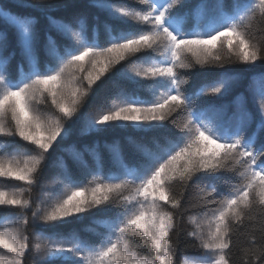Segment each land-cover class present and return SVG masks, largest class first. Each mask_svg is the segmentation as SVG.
Segmentation results:
<instances>
[{"label": "snow or ice", "instance_id": "6c2138e0", "mask_svg": "<svg viewBox=\"0 0 264 264\" xmlns=\"http://www.w3.org/2000/svg\"><path fill=\"white\" fill-rule=\"evenodd\" d=\"M135 2L142 7L93 0L90 6L114 22L104 23L103 43L100 25L89 34L83 16L75 22L48 16L56 34L49 30L41 40L36 17L0 4L20 57L13 68L16 52L7 53L8 35L0 30V137L12 138L0 141V149H10L0 152V264H25L29 256L36 264H176L173 238L179 240L186 214L187 235L200 253L183 264H234V249L240 264H264V72L252 77L259 84L251 88L255 115L243 94L231 111L218 102L242 71L252 70L227 65L264 64V41L254 35L264 33V0ZM197 66L207 71L193 86L189 73ZM112 69L152 98L122 89L111 107L82 112ZM78 120L84 131L144 134L129 137L135 158L113 144L115 170L105 176L96 153L90 180L62 164L60 189L47 203L33 201L50 150ZM84 213H92L84 231L97 239L60 230Z\"/></svg>", "mask_w": 264, "mask_h": 264}, {"label": "trees", "instance_id": "16d2710c", "mask_svg": "<svg viewBox=\"0 0 264 264\" xmlns=\"http://www.w3.org/2000/svg\"><path fill=\"white\" fill-rule=\"evenodd\" d=\"M93 0H0V4L7 5L13 12H19L22 15L33 16L38 19L36 25L37 31L39 32L41 40H43L45 33L49 30L55 35V30L51 28L48 16L54 19H59L63 21H73L75 22L76 17H85L86 29L91 34L92 29L99 24L100 25V40L103 43L105 29L103 27L104 23L107 21L109 23H114L108 17V14L97 7L90 6ZM116 3H123L128 6L139 8L142 5L135 2V0H114ZM195 3V0H191ZM19 3H24L25 5L31 4L35 7H17ZM99 17V20L96 19ZM0 30L6 31L8 35V48L7 53L11 54L16 52V58L13 61V68L15 67L16 61L20 59L19 52L16 46V30L14 27L7 24L6 21L0 20ZM257 40L264 41V33H254ZM64 41L62 38L57 37ZM117 65V69L120 68ZM229 70H244L249 67L252 68L251 71H242L241 78L234 82L232 90L227 96H223L218 101L219 103H228L230 105V111L235 109L233 103L236 96L243 94L248 109L255 115L257 113L256 107V96L251 91L252 87H259V84H252V77L256 73L264 72V64L258 62L256 66H247L243 64H232L226 66ZM117 69H112L100 81L97 85L93 86V91L90 93L89 97L86 99L84 107L81 109L82 112H86L89 116H94L97 110L101 108L111 107L113 104V99L121 92L123 89L129 95H135L141 100L151 99V94L146 88L139 87L138 85L132 83V81L127 79H121L120 75L117 73ZM225 69H214L215 72H221ZM206 69H201L199 66L190 71L192 77L191 83L193 86L198 85L204 79L203 74ZM135 79V78H133ZM151 81H140V84H149ZM204 99L215 100V97H205ZM45 111H54L49 106L41 105L39 106ZM176 115V114H174ZM104 127V126H97ZM169 128H173L171 124L168 125ZM173 131L175 129L173 128ZM144 134L133 131L131 128L123 129L116 128L110 129L104 132L96 131H84L83 122L78 120L71 128L69 135L63 140H58L56 144L53 145L54 150H50L48 158L44 162L43 173L39 177L40 183L36 186L32 192L33 201L39 202L44 201L47 203L51 198V192L60 189L61 185L59 183V174L63 171L62 164H67L68 168L72 171V174L77 179H87L90 180L92 177L88 175L91 171L92 165L99 158L96 153L104 160L103 174L107 176L111 171L115 170V165L112 159V149L110 146L113 144L120 145L124 150V155L129 160L135 158V153L133 146L129 142V137H134L140 139ZM151 134H149L150 136ZM12 138L0 137V141H11ZM23 144V142H19ZM27 147H31L30 145ZM94 150V151H93ZM10 151V149H0V152ZM79 154V155H77ZM81 161L88 167H82ZM54 177L56 179L54 180ZM16 183V182H10ZM217 187L219 190H224V185L218 183ZM179 191V188L177 189ZM196 199L195 192H191L189 195V203H193ZM198 209H189L188 211H195ZM97 210H93L95 212ZM30 218V213H28ZM83 219L75 224L67 225L65 228L60 229L61 231L68 232L75 229L79 234L85 238L95 240L97 239L92 233L84 231L87 226H90V220L92 213H84ZM187 214L184 217V223L182 225V231L179 236V240L175 237L173 238V252L176 259V264H183L186 258H192L194 255H198L200 250L193 247V242L191 238L187 235V232L191 230V225L187 223ZM24 229V225L20 226ZM26 234L31 238L32 230L29 227ZM245 237L241 236L238 242V247L243 244ZM234 254V264H240V256L237 254V249L233 250ZM25 264H36V261L29 256Z\"/></svg>", "mask_w": 264, "mask_h": 264}, {"label": "rangeland", "instance_id": "374dc122", "mask_svg": "<svg viewBox=\"0 0 264 264\" xmlns=\"http://www.w3.org/2000/svg\"><path fill=\"white\" fill-rule=\"evenodd\" d=\"M186 259H191V258H186ZM186 259H185V260H186Z\"/></svg>", "mask_w": 264, "mask_h": 264}]
</instances>
